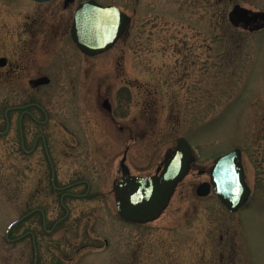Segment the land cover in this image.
Wrapping results in <instances>:
<instances>
[{"label": "rangeland", "instance_id": "1", "mask_svg": "<svg viewBox=\"0 0 264 264\" xmlns=\"http://www.w3.org/2000/svg\"><path fill=\"white\" fill-rule=\"evenodd\" d=\"M80 1L58 12L55 0H0V56L8 61L0 66L1 127L4 109L35 102L61 118L63 148L99 139L110 151L114 180L123 157L132 172L155 171L179 136L191 144L195 165L151 222L126 223L95 198L74 202L70 230L45 232L36 213L7 240L10 224L27 210L28 181L21 151L0 152V264H33L27 229L37 264H220L219 252L223 264H264V29L235 27L228 18L236 1L264 10V0H97L126 12L131 23L94 57L70 35ZM41 75L50 82L29 83ZM8 115L17 123L16 111ZM234 147L255 187L245 207L229 212L213 191L201 197L195 188ZM46 203L49 230L59 212L53 198ZM94 204L84 221L85 206Z\"/></svg>", "mask_w": 264, "mask_h": 264}, {"label": "flooded vegetation", "instance_id": "2", "mask_svg": "<svg viewBox=\"0 0 264 264\" xmlns=\"http://www.w3.org/2000/svg\"><path fill=\"white\" fill-rule=\"evenodd\" d=\"M60 2V0H55L54 2L56 5L55 10H58V12L62 8L67 9L73 3L65 5L64 0L62 4ZM234 4H239L244 9V13L241 15L242 20H240L236 27L245 28L249 31L264 29V18L259 14L260 12H264V10H252L238 1ZM7 63L6 58L4 65ZM38 77L33 78V80ZM10 110L18 113L17 123L14 122L13 118L9 117L8 111ZM105 110H111V106L105 108ZM37 111L41 114V117L36 113ZM2 116L5 124L4 127L0 125V152L7 151L8 154H18V151H21L22 154V167L28 181L26 220L37 213L40 216L39 221L45 232L52 231L55 228L67 230L69 227L66 224L70 215L72 216L74 202L90 200L93 203L96 200L95 198H101L103 208L106 205L108 208L112 207L114 215L120 218L116 208L114 186L121 175V164L125 163V161L121 160L119 162L120 173L116 176V180H114L111 177L112 163L110 151L108 153L104 149L99 139H76L75 144H69L66 145V148H63L64 139L61 118L57 120L50 110H47L41 104L38 106L35 102H31L22 106L9 107L3 110ZM103 129H105L104 126ZM16 143L17 145H15ZM15 147H17L18 151L15 150ZM193 165L195 163L191 164V168ZM158 166H156L155 171L144 174L132 172L130 166L129 170L131 174L148 175L154 174ZM247 183L250 187L251 199L255 181ZM52 198L55 201L59 214L54 220L52 227L47 230L45 222L48 218L49 205L47 206L46 201H50L52 204ZM97 206V204L86 205L85 213L82 212L84 214L82 219L89 222L91 220L90 209L94 208L95 210ZM241 208L232 212H238ZM86 228L87 226H85L84 234L88 231ZM110 229L115 233L118 230L116 227H110ZM243 229L244 227L241 228V232H243ZM25 233L32 243L33 240L36 243L35 235L31 229H27ZM107 236L104 238L106 245L111 241L110 233L107 232ZM114 248L119 249V247ZM219 256L220 264H223V253L219 252Z\"/></svg>", "mask_w": 264, "mask_h": 264}, {"label": "water", "instance_id": "3", "mask_svg": "<svg viewBox=\"0 0 264 264\" xmlns=\"http://www.w3.org/2000/svg\"><path fill=\"white\" fill-rule=\"evenodd\" d=\"M72 1L64 0V4ZM242 13L244 9L238 4L234 5L228 13L230 22L237 26L242 20ZM259 14L264 18V12ZM130 20V16L114 5L87 0L75 10L70 34L81 52L95 55L110 48L124 33ZM5 61L6 58L0 57V66ZM49 80L48 76H41L30 83L37 86L46 84ZM103 105L109 107L107 101ZM194 159L190 143L180 136L176 140V146L166 150L163 165L155 174L132 175L129 168L122 164L121 175L115 183L116 206L120 217L136 223H146L158 218L167 207L178 182L189 172L190 163ZM209 177V181L196 187L199 196L207 195L212 189L231 211L242 206L248 199L250 188L244 178L239 148L217 157L209 167ZM21 219L22 217L19 220Z\"/></svg>", "mask_w": 264, "mask_h": 264}, {"label": "bare ground", "instance_id": "4", "mask_svg": "<svg viewBox=\"0 0 264 264\" xmlns=\"http://www.w3.org/2000/svg\"><path fill=\"white\" fill-rule=\"evenodd\" d=\"M208 169V168H207Z\"/></svg>", "mask_w": 264, "mask_h": 264}]
</instances>
